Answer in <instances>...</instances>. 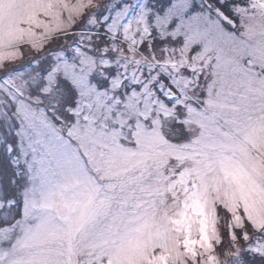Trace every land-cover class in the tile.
<instances>
[{"label":"snow or ice","instance_id":"obj_1","mask_svg":"<svg viewBox=\"0 0 264 264\" xmlns=\"http://www.w3.org/2000/svg\"><path fill=\"white\" fill-rule=\"evenodd\" d=\"M0 264H264V0H0Z\"/></svg>","mask_w":264,"mask_h":264}]
</instances>
